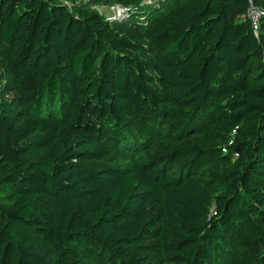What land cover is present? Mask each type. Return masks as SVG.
Masks as SVG:
<instances>
[{
  "label": "trees",
  "instance_id": "trees-1",
  "mask_svg": "<svg viewBox=\"0 0 264 264\" xmlns=\"http://www.w3.org/2000/svg\"><path fill=\"white\" fill-rule=\"evenodd\" d=\"M159 5L163 26L131 11L106 30L0 0V264H229L235 236L264 259V0ZM161 107L187 138L114 165L145 153Z\"/></svg>",
  "mask_w": 264,
  "mask_h": 264
},
{
  "label": "rangeland",
  "instance_id": "rangeland-1",
  "mask_svg": "<svg viewBox=\"0 0 264 264\" xmlns=\"http://www.w3.org/2000/svg\"><path fill=\"white\" fill-rule=\"evenodd\" d=\"M50 2L61 5L67 9L72 15L80 18H86L91 15L98 17L102 28L111 30L113 23L126 18L132 13L136 16H141L153 27H159L170 22L167 17V9L159 5V0H130V4H123L125 0H49ZM159 123L153 137L145 149V153H139L137 155H129V157L120 156L114 165L126 166L129 164L128 158L133 159H144L146 154L152 153L156 150L162 149L166 146L172 145L180 137L187 138L183 135L182 131L179 130L178 125L172 127L168 126L165 120L169 114V108L161 107L158 109ZM113 154V153H112ZM8 166L0 161V179L5 176L8 172ZM11 203L8 199L1 201L0 208H9ZM209 211H213V203H209ZM227 244L231 251L230 263L229 264H242L247 262L249 264H264V259L254 258L247 251L240 248L238 241L235 237L229 240ZM46 264H125L124 260L120 257L108 255L106 251L97 254L95 251L88 250L86 257L80 256L73 258L71 253L62 254L55 260L46 253H44ZM13 261L11 264H14Z\"/></svg>",
  "mask_w": 264,
  "mask_h": 264
},
{
  "label": "built area",
  "instance_id": "built-area-1",
  "mask_svg": "<svg viewBox=\"0 0 264 264\" xmlns=\"http://www.w3.org/2000/svg\"><path fill=\"white\" fill-rule=\"evenodd\" d=\"M262 14H263V12L258 8L251 7L249 10V16L253 21L255 29L257 28V22H258V20ZM235 131H236L235 129L232 131V135L235 134ZM229 143H232V140ZM237 157H238L237 154L233 155V158H237Z\"/></svg>",
  "mask_w": 264,
  "mask_h": 264
}]
</instances>
